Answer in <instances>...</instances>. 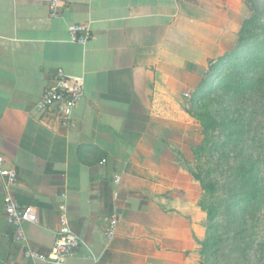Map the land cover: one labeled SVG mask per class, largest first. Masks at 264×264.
<instances>
[{"label":"crops","instance_id":"obj_1","mask_svg":"<svg viewBox=\"0 0 264 264\" xmlns=\"http://www.w3.org/2000/svg\"><path fill=\"white\" fill-rule=\"evenodd\" d=\"M240 0H0V161L35 207L27 246L50 253L66 204L86 246L67 264H200L202 188L185 165L186 97L228 56ZM87 25L84 43L69 28ZM58 69L82 79L73 126L36 106ZM119 182L116 183V180ZM0 175V264H32L13 244ZM115 233L108 237L109 221Z\"/></svg>","mask_w":264,"mask_h":264},{"label":"rangeland","instance_id":"obj_2","mask_svg":"<svg viewBox=\"0 0 264 264\" xmlns=\"http://www.w3.org/2000/svg\"><path fill=\"white\" fill-rule=\"evenodd\" d=\"M233 51L186 97L185 165L207 214L200 264H264V0H240Z\"/></svg>","mask_w":264,"mask_h":264},{"label":"built area","instance_id":"obj_3","mask_svg":"<svg viewBox=\"0 0 264 264\" xmlns=\"http://www.w3.org/2000/svg\"><path fill=\"white\" fill-rule=\"evenodd\" d=\"M55 15L63 0H48ZM71 40L84 44L90 37L87 25H73L69 28ZM84 96V82L82 79L68 76L62 69H58L46 87L41 100L36 106L40 115L55 113L60 116L62 124L73 126V113ZM0 161V175L4 180L5 199L4 212L7 224L13 229L12 241L15 247L23 252L26 261L32 264H67L80 248L86 244L72 229L66 204L59 206L60 226L56 234L55 243L49 254L44 255L32 251L27 246L28 225L39 223L38 211L35 207L22 205L15 196L18 185V172L15 169L2 167ZM119 179L116 180V183ZM108 237L115 233L116 221L109 219Z\"/></svg>","mask_w":264,"mask_h":264},{"label":"trees","instance_id":"obj_4","mask_svg":"<svg viewBox=\"0 0 264 264\" xmlns=\"http://www.w3.org/2000/svg\"><path fill=\"white\" fill-rule=\"evenodd\" d=\"M209 245V242H207V240L203 243L202 247H203V250H202V255L205 251V248Z\"/></svg>","mask_w":264,"mask_h":264}]
</instances>
